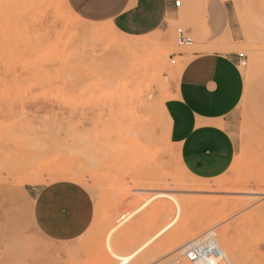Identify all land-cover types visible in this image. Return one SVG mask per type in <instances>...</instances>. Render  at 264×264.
Instances as JSON below:
<instances>
[{
  "label": "rangeland",
  "instance_id": "obj_1",
  "mask_svg": "<svg viewBox=\"0 0 264 264\" xmlns=\"http://www.w3.org/2000/svg\"><path fill=\"white\" fill-rule=\"evenodd\" d=\"M200 1L131 38L82 20L66 0H0V264H190L185 245L210 233L230 264H264V0H215L220 32L198 46ZM179 28L193 32L192 46L180 45ZM184 51L247 57L242 98L226 118L235 155L207 184L177 172L167 141L166 77L173 82ZM130 109L146 131L131 125ZM62 180L90 196L93 214L71 241L53 243L32 223L31 198ZM168 208L181 218L162 228ZM200 224L176 248L165 240Z\"/></svg>",
  "mask_w": 264,
  "mask_h": 264
},
{
  "label": "crops",
  "instance_id": "obj_2",
  "mask_svg": "<svg viewBox=\"0 0 264 264\" xmlns=\"http://www.w3.org/2000/svg\"><path fill=\"white\" fill-rule=\"evenodd\" d=\"M70 10L89 23H111L114 29L131 38L156 32L168 17L177 18L180 7L174 0H66ZM186 14L200 5V0H183ZM218 2L205 1V31L195 32L198 46L213 41L220 32L215 9ZM207 26V27H206ZM191 40L190 29L179 28ZM230 52V51H228ZM180 52L181 67L165 91L162 105L168 125V141L175 147L186 171L202 179H214L226 173L235 155L233 139L226 128V118L237 107L245 79L232 53ZM167 137V138H168ZM69 181L33 187L31 220L39 235L53 243H65L79 235L93 214L90 196L81 216L57 220L49 209L54 197L71 188ZM83 199V198H82Z\"/></svg>",
  "mask_w": 264,
  "mask_h": 264
},
{
  "label": "bare ground",
  "instance_id": "obj_3",
  "mask_svg": "<svg viewBox=\"0 0 264 264\" xmlns=\"http://www.w3.org/2000/svg\"><path fill=\"white\" fill-rule=\"evenodd\" d=\"M179 30V29H178ZM177 30V31H178ZM196 46V45H195ZM140 47V46H139ZM214 48V47H213ZM202 49V48H201ZM225 50H229L227 47H225L224 48ZM189 50V49H188ZM159 56H160V53H159ZM135 73H138V72H135ZM135 75V74H134ZM139 75V74H138ZM140 76V75H139ZM138 76V77H139ZM138 79V78H137ZM136 79V80H137ZM135 80V81H136ZM138 94L139 93H133L132 91L130 92V97L131 96H133V99L134 100H138V98H139V96H138ZM132 103H134V102H132ZM163 105V104H162ZM143 108H144V106H143ZM143 110V109H142ZM143 115H144V113H143ZM129 119H130V122H131V125H133L135 128H136V130H138V132L139 131H143V130H145L146 131V129H144V128H146V127H144L143 128V130H142V127H141V120H143V125H144V119L142 118V117H139L137 114H136V112H134L132 109H130L129 110ZM167 116V115H166ZM144 126H146V125H144ZM167 141H168V139H167ZM142 146V145H141ZM144 148V147H143ZM141 151H143L144 149H140ZM145 150H146V148H145ZM145 150H144V152H145ZM146 153V152H145ZM155 153H156V151H155ZM157 154V153H156ZM147 155V154H146ZM149 156V155H148ZM180 159V158H179ZM135 162H136V160H135ZM134 164V163H133ZM230 168V167H229ZM139 171V170H138ZM177 172L179 173V174H182L186 179H187V181L188 182H192V184H207V182H208V179H202V178H199V177H195V176H193V175H191V174H189L187 171H186V169L183 167V165L182 166H180V167H178L177 168ZM160 173V172H159ZM63 181V180H62ZM216 181V180H215ZM210 182V181H209ZM208 182V183H209ZM218 183H220V182H218ZM144 204H145V201L140 205V209H142V208H144ZM139 211H141V210H139ZM151 215H154L153 214V212L151 213ZM162 215H163V217H166V218H169V221L167 220L166 222H164V224L161 226L162 228H167V227H169V226H172V225H174L177 221H178V219H180L181 217H179L180 216V214L179 213H177V211H175L174 210V208H168L167 210L165 209V210H163L162 211ZM196 220V219H195ZM184 221V220H183ZM179 223H181L180 221H179ZM192 223V222H191ZM193 224V223H192ZM194 224L196 225L197 223H195V221H194ZM199 224V223H198ZM178 225V224H177ZM182 225V224H181ZM193 226V225H192ZM176 227V226H175ZM195 227V226H194ZM209 227V226H208ZM182 229H175L176 231L172 234V233H170L167 237H166V241H167V243H169L168 245L170 246V247H172V248H176V246H178L181 242H185V241H187V240H189V239H192V238H194V237H196L197 236V234L198 233H196V232H198L199 230H201V229H203L204 228V226L203 225H198V226H196L195 227V229H193V227H191V226H188V227H181ZM208 229V228H207ZM202 235V234H201ZM214 238V233H210V234H207L206 236H205V238H209V240L210 241H212V242H214L215 244H217L214 240H213V238ZM196 239H194V240H192V241H189V243L190 242H193V241H195ZM240 245V244H239ZM218 246V245H217ZM162 248V247H161ZM218 248L220 249V247L218 246ZM171 249V248H170ZM220 251H221V249H220ZM223 251V250H222ZM221 251V253L223 254V256H225L224 255V253ZM230 252H231V250H230ZM232 254H233V252H232ZM153 256V255H152ZM233 257H235L234 256V254H233ZM232 258V257H231ZM235 259V258H234ZM231 260H233V259H231ZM242 262V261H241ZM179 264H182V263H179ZM233 264H242V263H240V262H238V260H233ZM245 264V263H244Z\"/></svg>",
  "mask_w": 264,
  "mask_h": 264
},
{
  "label": "built area",
  "instance_id": "obj_4",
  "mask_svg": "<svg viewBox=\"0 0 264 264\" xmlns=\"http://www.w3.org/2000/svg\"><path fill=\"white\" fill-rule=\"evenodd\" d=\"M182 1L174 0V6L176 8L180 7ZM177 33L180 45L187 46L191 43V40L183 36L180 30ZM235 56L238 66L245 67L247 64L246 55L239 53ZM171 63L174 64V61H171ZM182 256L190 264H230L221 253L217 244L210 241L209 238L197 239L188 243L182 250Z\"/></svg>",
  "mask_w": 264,
  "mask_h": 264
},
{
  "label": "snow or ice",
  "instance_id": "obj_5",
  "mask_svg": "<svg viewBox=\"0 0 264 264\" xmlns=\"http://www.w3.org/2000/svg\"><path fill=\"white\" fill-rule=\"evenodd\" d=\"M101 2V0H94ZM83 198V199H82ZM88 199L87 194L74 188L62 190L51 202L49 211L57 220H71L74 216H81L84 211V204Z\"/></svg>",
  "mask_w": 264,
  "mask_h": 264
}]
</instances>
